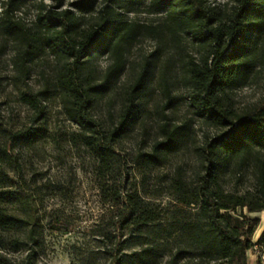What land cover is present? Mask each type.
Segmentation results:
<instances>
[{
	"label": "trees",
	"instance_id": "obj_1",
	"mask_svg": "<svg viewBox=\"0 0 264 264\" xmlns=\"http://www.w3.org/2000/svg\"><path fill=\"white\" fill-rule=\"evenodd\" d=\"M54 1L49 6L40 0L28 23L18 15L24 0H0V36L14 44L13 65L23 86L19 96L34 110L33 121L43 116V102L58 96L65 116L76 126L68 141L88 149L105 173L116 161L121 138L154 113L156 136L136 161L162 164L191 137L190 122L176 123L167 113L176 103L175 63L171 57L162 60L161 54L170 48L181 61L194 113L222 130L198 149L200 170L193 179L176 166L170 182L173 202L166 209L137 191L112 190L117 221L105 238L113 245L107 250L114 264H161L164 255L165 264H247L260 221L251 214L264 211V102L238 111L231 94L264 65V0H233L227 10L206 0H149L148 13H163L149 23L125 17L141 0H73L69 7L63 0ZM140 37L154 39L159 47L126 85L117 123L104 127L92 110L118 81L128 48ZM188 43L196 47L197 58L185 51ZM45 53L56 60L55 69L34 90L28 82L29 63ZM103 56L110 62L100 72L97 61ZM156 92L160 101L151 105ZM43 137L41 127L12 130L0 125V264H40L42 224L30 189L14 180L8 168L13 165L12 146L32 145ZM244 168L252 172L253 188L228 190L227 175L240 177ZM117 231H125L126 237L118 238ZM256 243L264 246V231ZM131 245L138 248L120 254ZM18 250L24 252L22 258L10 255Z\"/></svg>",
	"mask_w": 264,
	"mask_h": 264
},
{
	"label": "rangeland",
	"instance_id": "obj_2",
	"mask_svg": "<svg viewBox=\"0 0 264 264\" xmlns=\"http://www.w3.org/2000/svg\"><path fill=\"white\" fill-rule=\"evenodd\" d=\"M39 1L24 0L18 15L31 23ZM42 1L49 6L55 3L54 0ZM63 1L64 7H69L73 0ZM148 3L149 0H141L139 5L134 6L135 10L125 13V17L145 23L158 21L163 13H148L145 10ZM206 3L216 9L227 10L233 0H206ZM158 47V43L149 37H140L132 42L126 53L127 64L123 73L92 110L94 118L104 127L117 123L126 85L141 68L145 58ZM185 51L195 58L198 56L192 44L188 43ZM173 52L174 49L168 48L161 54L162 60L171 57L175 63L172 68V89L176 103L167 113L176 123L190 122L188 144L160 165L139 164L136 155L148 151L156 136L158 118L151 113L121 138L116 148V161L107 172L102 173L97 159L88 149L68 141L76 126L65 116L58 96L44 101L43 116L33 121L34 110L19 96L23 86L17 81V70L13 65L14 44L0 36V125L12 130L41 127L45 131V137L32 145L20 143L12 146L13 165L8 168L14 180L30 189L35 215L42 224L40 264H114V256L107 250L113 245L105 238L106 232H113L112 222L117 221L116 208L111 202L112 190L137 191L145 200L166 209L173 202L170 182L176 166H181L188 179H193L200 170L198 149L205 139L217 138L222 130L206 124L194 113L190 106V90L182 79L181 61ZM109 62L107 56L99 58L98 70L104 71ZM55 65L56 60L49 53L29 63L28 82L34 90L42 86L46 77L53 75ZM257 69L246 86L232 92L234 109L247 110L254 104L264 102V65ZM159 99V92L154 93L151 105ZM253 184L250 168H244L240 177L230 174L225 180L228 190L240 193L251 190ZM116 235L120 239L126 237L125 231H117ZM137 248L128 246L120 254L127 255ZM10 255L20 259L24 252L18 250L10 252ZM161 261V264H165L167 256L164 255Z\"/></svg>",
	"mask_w": 264,
	"mask_h": 264
},
{
	"label": "crops",
	"instance_id": "obj_3",
	"mask_svg": "<svg viewBox=\"0 0 264 264\" xmlns=\"http://www.w3.org/2000/svg\"><path fill=\"white\" fill-rule=\"evenodd\" d=\"M261 212L255 213V215H253L255 217H258L260 221L259 227L253 237L254 246L248 251L247 264H258V260H260V264H264V246L259 248L256 243L262 231H264V214H262Z\"/></svg>",
	"mask_w": 264,
	"mask_h": 264
}]
</instances>
